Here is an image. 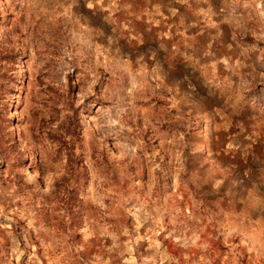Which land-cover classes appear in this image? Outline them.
Wrapping results in <instances>:
<instances>
[{"label":"rangeland","instance_id":"374dc122","mask_svg":"<svg viewBox=\"0 0 264 264\" xmlns=\"http://www.w3.org/2000/svg\"><path fill=\"white\" fill-rule=\"evenodd\" d=\"M0 264H264V0H0Z\"/></svg>","mask_w":264,"mask_h":264}]
</instances>
